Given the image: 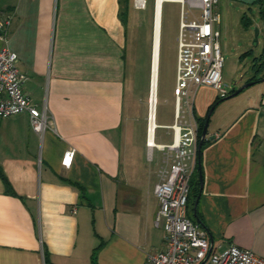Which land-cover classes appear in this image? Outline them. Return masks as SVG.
Returning <instances> with one entry per match:
<instances>
[{
	"label": "crops",
	"instance_id": "1",
	"mask_svg": "<svg viewBox=\"0 0 264 264\" xmlns=\"http://www.w3.org/2000/svg\"><path fill=\"white\" fill-rule=\"evenodd\" d=\"M223 1L260 11L257 0ZM133 2L0 0V15L11 19L0 48L17 55L23 94L37 108L45 104L51 121L39 136L26 112L0 118L9 184L0 178V264H147L165 250L153 193L162 153L154 150L153 163L145 146L148 57L140 73L134 58L128 73ZM238 94L218 100L217 90L201 86L190 96L185 120L210 116L199 226L213 251L236 246L264 259V89L244 104L233 102ZM175 96L174 78L162 97L172 120L157 125L172 141Z\"/></svg>",
	"mask_w": 264,
	"mask_h": 264
},
{
	"label": "built area",
	"instance_id": "2",
	"mask_svg": "<svg viewBox=\"0 0 264 264\" xmlns=\"http://www.w3.org/2000/svg\"><path fill=\"white\" fill-rule=\"evenodd\" d=\"M137 1V7L144 5ZM166 1L163 0L162 3ZM180 5L176 74L174 123L171 144L155 143V124L150 129V97L145 146L148 158L153 151L162 153L158 181L153 193L158 201L154 224L164 231L165 250L148 257L147 264H264V259L251 251L229 246L221 252L212 249L207 233L187 215V198L190 179L195 172L198 152V126L189 123L185 114H192L190 96L201 86L217 90L219 98L227 93L221 87L223 59L220 53L219 0H170ZM199 10L198 14L193 13ZM11 25L8 16L0 15V42ZM18 57L6 47L0 48V118L26 112L30 127L41 136L50 127L45 104L37 108L23 94L25 77L17 68ZM185 108V109H184ZM155 123V106H154ZM74 152L65 153L63 164H69Z\"/></svg>",
	"mask_w": 264,
	"mask_h": 264
},
{
	"label": "rangeland",
	"instance_id": "3",
	"mask_svg": "<svg viewBox=\"0 0 264 264\" xmlns=\"http://www.w3.org/2000/svg\"><path fill=\"white\" fill-rule=\"evenodd\" d=\"M154 4L155 0H144V5L137 7V1L134 0L136 17L133 25L129 23L126 44L128 73L134 68L131 65L134 58H137L135 70L140 73L142 59L148 57L150 80ZM217 11L220 17L219 44L223 59L221 87L226 91L227 97L231 95L232 91L237 92L243 88L233 102L244 104L264 89V81L262 80L264 78V20L257 7L242 6L223 0H220ZM179 12L180 5L176 2L164 1L161 5L156 79V125L172 120V109L162 100V97L171 92L176 74ZM193 13L198 14L199 10H194ZM251 79H254L255 82L244 87ZM148 101L149 95L147 94L146 128L148 124ZM140 126V122L137 121V128L133 132L135 134L137 131L138 141L141 140V132L138 134V131L141 130ZM142 137L144 139V135ZM171 141L170 130L156 129L155 143L169 144ZM153 156V163H156L158 161L156 151H153Z\"/></svg>",
	"mask_w": 264,
	"mask_h": 264
},
{
	"label": "trees",
	"instance_id": "4",
	"mask_svg": "<svg viewBox=\"0 0 264 264\" xmlns=\"http://www.w3.org/2000/svg\"><path fill=\"white\" fill-rule=\"evenodd\" d=\"M256 4L259 5V7H260L259 12H260L262 18H264V0H257ZM125 18H126V16H125ZM253 80L254 79H251L249 81H253ZM234 92L235 91H232L231 95L234 94ZM218 100H224V98H218ZM195 120H196V123L198 126V137L200 139L206 118H203V119L202 118H195ZM205 144H206V140H204L202 142L200 149H198L196 169H195V172L193 173V175L190 179V189H189V194H188V198H187V215L193 222L197 223L198 225L200 224V222H199V217H198V213H197V205L195 207V201L197 198H199V196L201 194V191H200V189H201L200 188L201 187V174L199 173V168H200L201 150ZM0 178L3 181V183L5 184L6 188H9V184H8L5 176L3 175L1 169H0ZM195 214H196V216H195Z\"/></svg>",
	"mask_w": 264,
	"mask_h": 264
},
{
	"label": "bare ground",
	"instance_id": "5",
	"mask_svg": "<svg viewBox=\"0 0 264 264\" xmlns=\"http://www.w3.org/2000/svg\"><path fill=\"white\" fill-rule=\"evenodd\" d=\"M163 0H155L154 10V29L152 40V54H151V88L149 92L150 97V129L154 128V106L156 103V79L158 69V53H159V24H160V9ZM143 3V0H140Z\"/></svg>",
	"mask_w": 264,
	"mask_h": 264
},
{
	"label": "water",
	"instance_id": "6",
	"mask_svg": "<svg viewBox=\"0 0 264 264\" xmlns=\"http://www.w3.org/2000/svg\"><path fill=\"white\" fill-rule=\"evenodd\" d=\"M154 23H153V29H154ZM255 31H256V29H255ZM152 70V69H151ZM262 80H264L263 78H262ZM254 82H249V83H247L244 87H247V86H249V85H251V84H253ZM150 88H151V80H150ZM243 89V88H242ZM242 89H240L239 91H237V92H234V94H232V96L233 95H235V94H238ZM208 119H209V116L206 118V121H205V124H204V127H203V130H202V133H201V136H200V139H199V144H198V149H200V147H201V145H202V142L206 139V132H207V125H208ZM200 173V172H199ZM200 175V174H199ZM197 203H198V198L196 199V201H195V207H196V205H197ZM195 209V208H194ZM195 216H196V214H195ZM197 220V219H196Z\"/></svg>",
	"mask_w": 264,
	"mask_h": 264
}]
</instances>
